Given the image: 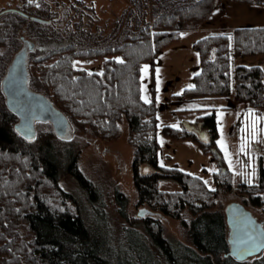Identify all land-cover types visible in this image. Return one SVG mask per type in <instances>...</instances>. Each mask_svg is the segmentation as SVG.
<instances>
[{"label": "trees", "instance_id": "1", "mask_svg": "<svg viewBox=\"0 0 264 264\" xmlns=\"http://www.w3.org/2000/svg\"><path fill=\"white\" fill-rule=\"evenodd\" d=\"M214 1L196 0L169 13L157 14L134 29L133 34L125 32L120 42L104 48L83 51L68 43L52 49L35 58V71H29L28 80L30 88L47 95L77 126L103 139L117 138L119 122L126 118L130 141L136 147L133 169L139 202H147L176 217L189 208L196 215L189 223L191 245L165 237L161 221L149 217L153 210L137 214L145 219L130 216V200L120 190L115 196L118 211L131 226L124 235L127 239L122 235L114 240L105 224L101 191L78 166L82 150L92 141L77 136L61 139L54 131H36L35 135L27 136L16 128L19 116L2 103L0 264H247L226 255L229 244L225 215L210 209L215 204L216 190L198 175L159 164L156 106L146 103L141 96L142 64L153 62L155 55L178 38L182 30L197 28L209 19ZM34 24L41 26L33 35L43 41L46 25L50 23L34 21L29 27ZM6 35L0 37V43H5ZM194 46L201 56L202 67L194 77V86L187 88L183 96H227L234 81L240 101L254 107L264 106V65L240 63L230 70L232 51L242 56H264V26L237 27L231 32L210 34ZM101 56L106 57L102 72L74 65L78 58ZM203 120L212 129V140L206 143L197 139L209 152L215 146L217 134L215 114L206 115ZM180 131L172 133L178 135ZM181 135L196 138V134L187 131ZM20 138L34 149L20 150ZM143 165L150 167L149 173H141ZM63 172L92 192L89 202L95 208L89 219L80 200L61 186ZM226 173L227 169L221 170L222 175ZM161 177L174 178L182 188L165 194L158 186ZM215 180L231 184L217 175ZM255 186L245 190L250 192ZM253 202L260 204L259 194ZM139 225L144 226L146 234L137 228ZM260 258L258 264H264V254Z\"/></svg>", "mask_w": 264, "mask_h": 264}, {"label": "rangeland", "instance_id": "2", "mask_svg": "<svg viewBox=\"0 0 264 264\" xmlns=\"http://www.w3.org/2000/svg\"><path fill=\"white\" fill-rule=\"evenodd\" d=\"M49 1H58L59 4L49 7L48 14L53 21L46 25L44 44L33 35L41 25L30 26L29 34H26L30 41L36 43L32 49H28V44L21 39L22 30L13 31L12 26L0 28V37L4 38L3 35L6 34L8 37L5 43H0V104L6 103L2 89L3 80L17 53L27 50L28 69L33 72L35 58L45 56L52 49L72 43L76 49L88 51L91 48L116 44L121 41L125 32L133 34L134 29L140 28L155 15L169 13L196 0ZM259 1L249 3L215 0L214 11L209 19L197 28L182 30L178 38L166 44L155 55L153 62L142 64L141 96L145 102L147 98L146 103H154L156 106L159 164L198 175L208 187L215 189V204L210 208L212 211L225 213V208L230 202L239 201L245 203L258 219L264 220V106L254 107L240 101L236 97L234 81L233 90L227 96L192 98L182 95L187 88L194 86V77L202 67L195 42L210 34L231 32L237 26H252L258 22L264 24V0ZM105 59L106 57L102 56L91 59L78 58L74 60V65L90 72H102ZM240 63L264 65V56H242L232 51L230 70L233 71ZM250 111L252 116L248 115ZM211 113L216 117L217 134L215 146L206 152L198 140L201 139L199 132L196 133V138L181 134L184 131L189 132L188 127L199 123L204 116ZM253 123L255 129L252 127ZM119 126L118 137L109 140L93 134L89 129L80 128L70 118L64 137L58 135L49 121L37 122L36 131H54L61 139L77 136L92 141L90 146L82 150L78 166L101 191L105 203V224L114 240L124 236L131 226L118 211L115 196L120 190L130 200V216L145 219L138 218L140 210H153L149 217L161 221L165 237L191 245L189 223L196 215L189 208L183 209L180 216L176 217L147 202H139L133 169L136 147L130 141V130L125 117L121 119ZM178 129L181 130L180 136L172 133ZM203 140L207 142L208 138L201 139ZM18 145L22 151L34 149L24 138H20ZM242 146L244 151H241ZM224 168L227 169L226 175L221 174ZM149 172L148 165L141 166V173ZM215 175L223 179L222 181L229 180L231 184L217 183ZM60 184L80 200L89 219L95 208L89 202L92 192L85 190L75 177L67 172L62 173ZM252 185L256 186L250 192L245 190ZM158 186L165 194L182 188L181 184L171 177H161ZM258 194L260 204H255L253 199ZM137 228L146 234L143 225ZM263 254L264 252L250 257L246 260L247 264H258Z\"/></svg>", "mask_w": 264, "mask_h": 264}, {"label": "water", "instance_id": "3", "mask_svg": "<svg viewBox=\"0 0 264 264\" xmlns=\"http://www.w3.org/2000/svg\"><path fill=\"white\" fill-rule=\"evenodd\" d=\"M28 80V61L26 52L22 51L12 61L2 87L8 108L20 118L16 128L27 136H33L37 122L49 121L58 135L64 137L68 130L69 118L47 95L31 89ZM213 150L216 151L215 148ZM223 171L225 172L226 168ZM141 213L151 212L141 209L139 215ZM224 215L228 226L229 244L226 255L238 261H246L264 252V220H259L239 201L230 202Z\"/></svg>", "mask_w": 264, "mask_h": 264}, {"label": "flooded vegetation", "instance_id": "4", "mask_svg": "<svg viewBox=\"0 0 264 264\" xmlns=\"http://www.w3.org/2000/svg\"><path fill=\"white\" fill-rule=\"evenodd\" d=\"M58 4V1L53 2L49 0H32L31 3H29V0H0V28L12 26L14 29L13 31L22 30L23 34L21 39L28 44V49H32L34 45L26 35L29 34V23L34 21L51 23L53 20L48 17V13L45 11L49 10V7ZM23 51L26 52L27 58V50ZM188 128L190 133L196 134L199 132L201 138L205 136L204 138H208L207 142H211L213 132L212 129L205 124L204 120Z\"/></svg>", "mask_w": 264, "mask_h": 264}, {"label": "snow or ice", "instance_id": "5", "mask_svg": "<svg viewBox=\"0 0 264 264\" xmlns=\"http://www.w3.org/2000/svg\"><path fill=\"white\" fill-rule=\"evenodd\" d=\"M32 2V0H29V3H31ZM118 62H123V61H118ZM146 69H147V66H145V71H146ZM146 99V102H148L147 101V98H145ZM248 115L249 116H252L253 115V113L250 111L249 113H248ZM252 127H253V129H255V124L253 123V125H252ZM241 151H244V148H243V146H242V148H241Z\"/></svg>", "mask_w": 264, "mask_h": 264}, {"label": "crops", "instance_id": "6", "mask_svg": "<svg viewBox=\"0 0 264 264\" xmlns=\"http://www.w3.org/2000/svg\"><path fill=\"white\" fill-rule=\"evenodd\" d=\"M246 25H248V24H246ZM244 26V25H243ZM252 26H264V24H259V22L257 23V24H254V25H252ZM238 27V26H237ZM242 27V26H241Z\"/></svg>", "mask_w": 264, "mask_h": 264}]
</instances>
